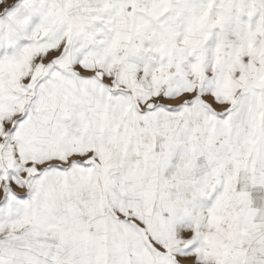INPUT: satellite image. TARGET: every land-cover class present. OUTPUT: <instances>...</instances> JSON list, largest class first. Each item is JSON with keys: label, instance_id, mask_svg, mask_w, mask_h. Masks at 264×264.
Instances as JSON below:
<instances>
[{"label": "snow or ice", "instance_id": "1", "mask_svg": "<svg viewBox=\"0 0 264 264\" xmlns=\"http://www.w3.org/2000/svg\"><path fill=\"white\" fill-rule=\"evenodd\" d=\"M0 264H264V0H0Z\"/></svg>", "mask_w": 264, "mask_h": 264}]
</instances>
